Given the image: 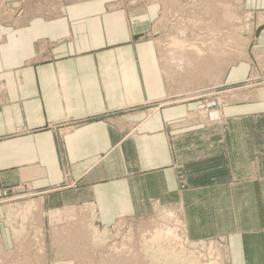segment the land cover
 <instances>
[{"label":"crops","instance_id":"obj_1","mask_svg":"<svg viewBox=\"0 0 264 264\" xmlns=\"http://www.w3.org/2000/svg\"><path fill=\"white\" fill-rule=\"evenodd\" d=\"M162 1L79 0L0 23V198L28 187L44 216L90 207L104 227L181 206L192 242L219 240L226 264H264V31L222 76L237 86L224 123L194 124L198 103L182 100L185 78L169 76L158 45ZM241 5L264 12V0ZM71 119L86 121L58 136ZM3 214L0 256L22 264Z\"/></svg>","mask_w":264,"mask_h":264},{"label":"rangeland","instance_id":"obj_2","mask_svg":"<svg viewBox=\"0 0 264 264\" xmlns=\"http://www.w3.org/2000/svg\"><path fill=\"white\" fill-rule=\"evenodd\" d=\"M75 1L79 0H0V23L15 25L33 17L53 18L63 7ZM161 5L163 12H168L167 28L158 38L164 60L168 51L173 50L171 42L173 38H179L178 35L187 39L186 42L176 40L179 47L190 42L198 49L197 54L195 49H186V54H191L194 60L184 72L177 71L174 65L164 61L170 77L185 78L183 86L186 95L182 100L198 103L188 120L194 124L220 126L225 121L223 109L235 101L228 90L237 87L224 86L222 76L230 65H235L236 60L245 56L248 58L256 35L264 31V12L257 14L245 10L241 0H163ZM215 45L217 51L209 50ZM222 50L227 53H221ZM209 52L219 54L214 57L209 56ZM199 75L200 83L193 79ZM255 79L252 78L246 85L256 84ZM212 102L218 104L223 117L221 123H209L199 117L206 104ZM132 110L134 108L126 111ZM77 120H66L56 126V134L64 136L86 121L79 119L74 123ZM66 127L70 130L61 135L60 131ZM23 188L28 187L6 188L0 198V206L4 208L1 221L10 233L13 247L26 251L22 264L47 261L61 264H156V261L167 262V253L176 256L178 264H226L219 240L192 242L188 238L181 206L155 203L151 215L145 219L125 220L104 227L96 222L90 207L78 208L67 217L53 215L48 218L40 206H33L32 200L38 195L23 192ZM166 229L178 232L181 238L174 242V246L170 244L172 237L163 233ZM149 243H156L160 248L151 252L148 250ZM0 264H5L2 256Z\"/></svg>","mask_w":264,"mask_h":264},{"label":"bare ground","instance_id":"obj_3","mask_svg":"<svg viewBox=\"0 0 264 264\" xmlns=\"http://www.w3.org/2000/svg\"><path fill=\"white\" fill-rule=\"evenodd\" d=\"M178 36H179V38L178 37L177 38H173L174 41L171 42V46H173V50L172 51H170V50L168 51L169 53L166 54V59L165 60L168 61L169 64L174 65L175 69L177 71L184 72L190 67L191 62L194 60L193 57H190L191 54H186L187 53L186 49L188 47H190L188 49H193V50L195 49L194 51L196 52V54L198 52V49L196 47H194V45H191L190 42L189 43H182V44H180V47H179V44H178V42L176 40H178V41L184 40V42H186L187 39L183 35H178ZM168 45H167V47H168ZM215 49H216V45H215L214 48H211L209 50L217 51V49L216 50ZM199 50H201V49H199ZM218 51H220V50H218ZM222 52H224L225 54L227 53L226 50H222L221 53ZM209 54H211L209 56L216 57V56H218L217 54H219V53L209 52ZM204 60H206V59H204ZM14 233H19V232L14 231ZM154 257H155V255H154ZM165 257H166L165 259H166L167 262L163 263L161 261H156V264H178V259L172 253L165 254Z\"/></svg>","mask_w":264,"mask_h":264},{"label":"built area","instance_id":"obj_4","mask_svg":"<svg viewBox=\"0 0 264 264\" xmlns=\"http://www.w3.org/2000/svg\"><path fill=\"white\" fill-rule=\"evenodd\" d=\"M224 48L227 49V45L226 44H224ZM209 93L210 92H208V95H210ZM211 96H213V94ZM204 108H205V110H203L202 112H200L199 117L204 118L209 123H221L223 121V117H222V115L220 114V112L218 110V104H216L215 102L207 103L206 104V107H204ZM76 122H78V120L77 121H74V123H76ZM69 130H70V128L69 127H66L65 129H63V130L60 131V134L62 135L64 133L68 132ZM26 191L28 193L29 192H33V194L35 196L38 195L37 193H35L31 189H28V188L25 189V188H23V192H26ZM183 229H184V227L182 228V230ZM184 232H185V230H184ZM163 233L164 234H167V235H169V236L172 237V241L170 242V244L172 246H174V244H175L174 242L175 241H178L179 239H181L178 236L179 235L178 232L176 233L175 231H169L168 229H166ZM148 247H149L148 250L152 252V251L156 250L159 246H157L156 243L155 244L154 243H149L148 244ZM176 248H179V247H176Z\"/></svg>","mask_w":264,"mask_h":264}]
</instances>
